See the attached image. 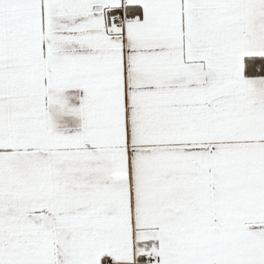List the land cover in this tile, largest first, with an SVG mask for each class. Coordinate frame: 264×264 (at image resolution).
I'll return each mask as SVG.
<instances>
[{"label":"snow or ice","instance_id":"6c2138e0","mask_svg":"<svg viewBox=\"0 0 264 264\" xmlns=\"http://www.w3.org/2000/svg\"><path fill=\"white\" fill-rule=\"evenodd\" d=\"M0 264H264V0H0Z\"/></svg>","mask_w":264,"mask_h":264}]
</instances>
